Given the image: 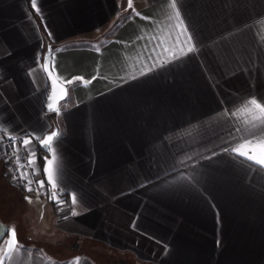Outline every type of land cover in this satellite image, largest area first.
Returning a JSON list of instances; mask_svg holds the SVG:
<instances>
[{"label":"crops","instance_id":"1","mask_svg":"<svg viewBox=\"0 0 264 264\" xmlns=\"http://www.w3.org/2000/svg\"><path fill=\"white\" fill-rule=\"evenodd\" d=\"M132 3L38 0L35 18L26 0H0V134L60 133L63 202L24 192L47 215L42 239L17 236L12 264H100L82 249L62 258L43 248L63 238L155 264H264V171L223 151L240 126L231 111L249 97L264 103V0H179L197 51L157 67L151 37L172 31L168 0ZM47 42L55 76L91 81L66 85L51 114ZM32 146L42 169L50 155ZM11 227L0 214V231Z\"/></svg>","mask_w":264,"mask_h":264},{"label":"snow or ice","instance_id":"2","mask_svg":"<svg viewBox=\"0 0 264 264\" xmlns=\"http://www.w3.org/2000/svg\"><path fill=\"white\" fill-rule=\"evenodd\" d=\"M37 5L38 0H31V7L36 12H39L40 9ZM178 5L179 0H168L167 7L171 10V13L167 19L171 22L169 27L172 31L160 37H151V39L157 40L156 47L160 50L156 53L157 60L152 67L180 60L189 53L197 51L196 36L193 32L189 31V25L185 23ZM128 8L135 11L132 0H128ZM136 15H140V13L137 12ZM144 18L148 19V17ZM262 37H264V33H262ZM140 38L143 39V37ZM97 51H99V48H97ZM153 52H156L155 48ZM149 58L151 59V57ZM40 70L44 72L51 82V93L45 97V106L49 112L59 113V102L67 98L65 85H71L76 81H81L84 84L91 83L90 80H86L81 76L68 80L54 76L55 63L52 57L45 59L43 65H40ZM145 71H151V68H146L139 74L144 75ZM223 115H229V113L225 111ZM230 115L236 118L240 126L235 129L237 135L231 138L233 143L230 147L224 148L223 151L231 153L233 157L240 158L250 166L264 171V103L255 97L245 98L237 108L231 111ZM0 133H8V129L0 125ZM59 135L58 130H52L50 133L43 135L25 133L23 136L18 137L17 135L8 134L7 138L12 141L11 151L15 158L16 170L19 173L18 177L14 175L13 178L25 181L26 189L32 192L34 191L32 187L33 180L28 169L33 170L32 174L42 171L46 177V181H36L37 189L35 190L38 194L44 191V185L47 182L49 198L55 200L57 203H62L63 201L58 196V190L62 191V189H59L58 181V162L60 157L58 150L54 147ZM3 139L4 136L0 135V142ZM33 141H36L42 148L47 149L50 155V158H44L45 163L42 169L36 165V152L32 147ZM21 148L28 152L27 157L23 158L26 160V163H21L22 157L19 154ZM25 199L31 202V197H25ZM71 203L73 205L78 203L76 194L71 195ZM72 215H79V213L73 211ZM20 251L21 246L19 245L15 228H4L3 231H0V264H12ZM71 264H80V258H75Z\"/></svg>","mask_w":264,"mask_h":264},{"label":"rangeland","instance_id":"3","mask_svg":"<svg viewBox=\"0 0 264 264\" xmlns=\"http://www.w3.org/2000/svg\"><path fill=\"white\" fill-rule=\"evenodd\" d=\"M2 143L0 142V161L2 162V167H0V214L14 224L17 236L22 240L32 237L42 239V235L41 233L39 234L40 231L37 229V218H40L43 213L46 214V209L44 210L42 207L45 203H42L40 198L34 196V201L37 202L36 206L30 205L28 208L25 206L23 194L29 191L19 179H14V176L7 173L6 161L3 159ZM40 179L42 180V178ZM45 192L49 195L48 190ZM54 236L56 240L59 237L56 233H54ZM76 242L79 243V246L75 249L72 245ZM43 244V248L46 251L62 258L70 255L72 250L82 249V251L85 250L91 253L100 264H155L138 258L130 251L118 250L95 242L82 243V241H76L71 238H63L54 243L43 242Z\"/></svg>","mask_w":264,"mask_h":264},{"label":"built area","instance_id":"4","mask_svg":"<svg viewBox=\"0 0 264 264\" xmlns=\"http://www.w3.org/2000/svg\"><path fill=\"white\" fill-rule=\"evenodd\" d=\"M0 135H3L4 136V139L2 140V145H3V159L6 161V171L7 173H10L12 176H19V173L17 172L16 170V164H15V158L12 154V151H11V145H12V141H10L8 138H7V135L8 134H0ZM13 135H17L18 137H21L23 136V134H20V133H14ZM33 147V146H32ZM33 149L36 151L35 147H33ZM20 156L22 157L21 159V163H26V160L23 159L25 157H27L28 155V152L26 150H24L23 148L20 149ZM28 172H29V169H28ZM18 179V178H17ZM31 179L33 180V189H34V192L37 193V191L35 189H37V184H36V181H39L41 180L40 178L36 177L35 175H33L31 177ZM20 180V179H19ZM23 184H25L26 182L25 181H22L20 180ZM46 190H48L49 192V189H47V187L44 185V191H41L39 192V194H45Z\"/></svg>","mask_w":264,"mask_h":264},{"label":"water","instance_id":"5","mask_svg":"<svg viewBox=\"0 0 264 264\" xmlns=\"http://www.w3.org/2000/svg\"><path fill=\"white\" fill-rule=\"evenodd\" d=\"M51 51H52V46H51V44L49 43V42H47L46 43V46H45V49H44V51H43V54H42V65H43V63L45 62V59L47 58V57H51ZM53 75L55 76V74H54V72H53ZM46 76V75H45ZM46 78H47V81H48V91H47V95H49L50 93H51V87H50V80L48 79V77L46 76ZM65 87H66V85H65ZM66 89H67V87H66ZM63 101V100H62ZM62 101H60V102H62ZM59 102V103H60ZM46 100H45V104H44V110H45V112H47V113H52V112H49L48 110H47V108H46ZM58 106H59V104H58ZM52 130H57L55 127L54 128H52ZM51 130V131H52ZM50 131V132H51ZM50 132H48V133H50ZM48 133H46V134H48ZM39 145V144H38ZM39 147L42 149V150H44V151H46L47 152V149H45V148H42L40 145H39Z\"/></svg>","mask_w":264,"mask_h":264},{"label":"trees","instance_id":"6","mask_svg":"<svg viewBox=\"0 0 264 264\" xmlns=\"http://www.w3.org/2000/svg\"><path fill=\"white\" fill-rule=\"evenodd\" d=\"M26 3H27V6H28L29 10H30L31 13H32V15H33L35 18H37V15L35 14L33 8L31 7V0H26ZM44 36H45V35H44ZM47 114H51V113H47ZM78 246H79L78 243H74V244L72 245V247L75 248V249L78 248Z\"/></svg>","mask_w":264,"mask_h":264}]
</instances>
